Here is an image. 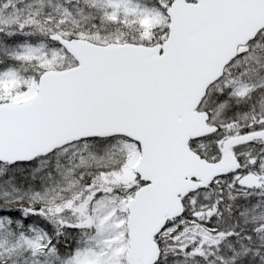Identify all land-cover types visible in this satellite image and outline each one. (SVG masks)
<instances>
[{"label": "snow or ice", "instance_id": "obj_1", "mask_svg": "<svg viewBox=\"0 0 264 264\" xmlns=\"http://www.w3.org/2000/svg\"><path fill=\"white\" fill-rule=\"evenodd\" d=\"M0 264H264V0H0Z\"/></svg>", "mask_w": 264, "mask_h": 264}]
</instances>
